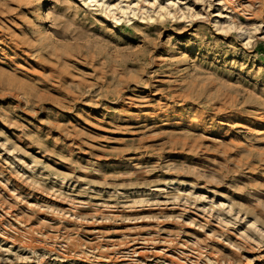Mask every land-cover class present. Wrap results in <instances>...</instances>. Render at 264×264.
Instances as JSON below:
<instances>
[{
    "label": "rangeland",
    "instance_id": "rangeland-1",
    "mask_svg": "<svg viewBox=\"0 0 264 264\" xmlns=\"http://www.w3.org/2000/svg\"><path fill=\"white\" fill-rule=\"evenodd\" d=\"M0 264H264V0H0Z\"/></svg>",
    "mask_w": 264,
    "mask_h": 264
},
{
    "label": "bare ground",
    "instance_id": "bare-ground-1",
    "mask_svg": "<svg viewBox=\"0 0 264 264\" xmlns=\"http://www.w3.org/2000/svg\"><path fill=\"white\" fill-rule=\"evenodd\" d=\"M174 113V112H173Z\"/></svg>",
    "mask_w": 264,
    "mask_h": 264
}]
</instances>
